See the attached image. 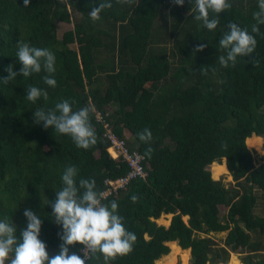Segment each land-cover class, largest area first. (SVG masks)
Here are the masks:
<instances>
[{"label":"trees","instance_id":"obj_1","mask_svg":"<svg viewBox=\"0 0 264 264\" xmlns=\"http://www.w3.org/2000/svg\"><path fill=\"white\" fill-rule=\"evenodd\" d=\"M99 2L31 0L26 6L23 0H0V78L7 77V66L20 68L17 41L46 47L57 58L55 87L43 82V72L0 82V219L13 222L19 234L26 226L24 209L31 208L41 216V239L54 256L60 227L48 202L66 167L76 166L77 183L94 179L99 191L107 187L106 178L128 172L108 150V122L132 150L145 155L148 172L105 197V203L118 202L126 228L137 237L132 250L110 264H156L170 253L172 241H178L177 251L191 249L192 264L227 263L232 252L242 253L245 264H264V155L257 166L246 142L264 136V25L252 33L254 53L238 58L235 66L216 62L229 22L251 32L257 0H229L214 31L194 18L191 0L183 6L171 0H113L93 22L88 11ZM74 11L80 16L74 18ZM62 22L73 26L60 35ZM201 43L206 47L196 52ZM31 85L47 89L48 98L27 100ZM66 98L74 110L92 109L96 143L88 149L35 123L36 108ZM144 128L152 132L147 143L137 135ZM223 159L233 184L213 177L227 168L217 163ZM169 213L168 226L157 222ZM219 231H228L223 243L210 235ZM70 247L84 256L79 243ZM88 253L86 264H105L102 254ZM175 261L170 257L164 264Z\"/></svg>","mask_w":264,"mask_h":264},{"label":"clouds","instance_id":"obj_2","mask_svg":"<svg viewBox=\"0 0 264 264\" xmlns=\"http://www.w3.org/2000/svg\"><path fill=\"white\" fill-rule=\"evenodd\" d=\"M29 6L31 0H23ZM174 5L183 6L185 0H171ZM258 10L253 13L256 21L251 27H241L236 22H229L227 30L219 39V50H223L217 61L223 67L235 66L238 58L254 53L257 46L256 36L252 33L260 32V25H264V0H257ZM196 12L195 19L202 26L214 31L220 23V13L229 8V0H191ZM113 6V0H100L98 6L91 7L88 16L95 22L101 18V13ZM192 10V9H191ZM190 10V11H191ZM206 47L201 43L195 51H202ZM20 68L17 71L13 65L6 68L7 77L0 78V82L7 83L17 76L30 77L34 73H44L43 82L55 87L57 80L52 75L56 72V55L46 47H37L28 42L17 41L15 53ZM27 100L36 103L40 98H48V91L31 85L25 92ZM90 106L78 110L73 109V102L61 99L54 107H38L33 111L36 124H42L45 129L51 128L54 132L68 135L79 148L88 149L96 143V133L90 121ZM141 142H149L152 132L144 128L138 132ZM76 166H67L61 175V187L55 192V199L49 200L54 223L60 227L59 251L50 256L47 244L41 239L42 219L31 208L24 209L26 226L19 231L13 222L0 219V264L11 253L9 264H86L84 249L93 255L100 253L105 264H110L118 255L129 253L137 239L136 234L129 231L118 212L116 200L104 202L105 195L96 188L94 179H79ZM135 201L137 197L131 196ZM79 243L80 252L72 251L70 246Z\"/></svg>","mask_w":264,"mask_h":264},{"label":"rangeland","instance_id":"obj_3","mask_svg":"<svg viewBox=\"0 0 264 264\" xmlns=\"http://www.w3.org/2000/svg\"><path fill=\"white\" fill-rule=\"evenodd\" d=\"M73 16H74V18H77L80 16V14L78 13V11H74ZM160 24L161 25L165 24V17L164 16H162L160 18ZM72 26H73V23H66V22L59 23V30H58L59 34L62 35V33L65 30L71 28ZM261 137H262V139L260 142L252 143V142L246 141L248 147L252 150V153H253V156H254V159H255L257 166L262 163V156L264 155V136H261ZM217 163L226 165L227 168L220 175H218V177L214 176V178L215 179H222L226 185H230V184L235 183L233 176H232V174H231V172L227 166L226 159H223L222 162H217ZM210 169H211L212 174H213L214 172H213V166L212 165L210 166ZM172 217H173L172 213L163 214L159 219H157V222L160 224H164V225L168 226L171 223ZM227 234H228V231H219V232L210 233V235L213 236L220 243H223ZM172 242L169 243V245L171 247L170 253L163 255L160 259H158L156 261V264H164V262L166 260H169L170 257H175V260H176L175 264H177V263L178 264H192V262H191V256H192L191 249L187 248L188 252H187V249L177 251L178 241H175L173 243ZM242 255L243 254L240 252H232L230 259L227 263H218V264H229V262L234 257H236L241 263H243ZM243 264H245V263H243Z\"/></svg>","mask_w":264,"mask_h":264},{"label":"built area","instance_id":"obj_4","mask_svg":"<svg viewBox=\"0 0 264 264\" xmlns=\"http://www.w3.org/2000/svg\"><path fill=\"white\" fill-rule=\"evenodd\" d=\"M98 120L105 123V116L98 112L97 114ZM105 126L107 127L105 135L110 140V153L115 159H121L128 166V172L118 178H106L105 184L106 188L102 191L106 196L117 193L120 189L126 188L132 180L140 177H146L148 172L144 165L145 155L138 151L132 150L127 142V140L123 137H120L113 127L106 122ZM114 155H113V152ZM85 258L89 257V253L87 249H84Z\"/></svg>","mask_w":264,"mask_h":264},{"label":"bare ground","instance_id":"obj_5","mask_svg":"<svg viewBox=\"0 0 264 264\" xmlns=\"http://www.w3.org/2000/svg\"><path fill=\"white\" fill-rule=\"evenodd\" d=\"M110 146L108 147V150H109ZM110 151V150H109ZM113 152V151H112ZM113 155H114V152H113ZM214 177V176H213ZM229 264H243L241 263L236 257H234L230 262Z\"/></svg>","mask_w":264,"mask_h":264}]
</instances>
